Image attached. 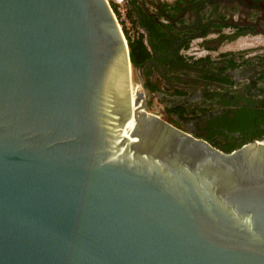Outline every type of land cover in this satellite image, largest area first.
<instances>
[{
	"label": "water",
	"instance_id": "obj_1",
	"mask_svg": "<svg viewBox=\"0 0 264 264\" xmlns=\"http://www.w3.org/2000/svg\"><path fill=\"white\" fill-rule=\"evenodd\" d=\"M147 101L108 0H0V264H264V136Z\"/></svg>",
	"mask_w": 264,
	"mask_h": 264
},
{
	"label": "flooded vegetation",
	"instance_id": "obj_2",
	"mask_svg": "<svg viewBox=\"0 0 264 264\" xmlns=\"http://www.w3.org/2000/svg\"><path fill=\"white\" fill-rule=\"evenodd\" d=\"M173 2L177 11L162 12L161 20L172 28L167 41L161 48H153V57L144 69L163 80L157 101H162L164 111L174 110L171 114L165 111L166 120L194 136L217 142L222 150L253 140L254 133L264 128V54L222 53L216 62L205 55L192 66L182 53L195 38L204 40L215 34L222 39L224 28L233 30L227 38L264 34V0ZM181 57L186 63L181 64ZM229 57L236 61L235 66H227Z\"/></svg>",
	"mask_w": 264,
	"mask_h": 264
},
{
	"label": "trees",
	"instance_id": "obj_3",
	"mask_svg": "<svg viewBox=\"0 0 264 264\" xmlns=\"http://www.w3.org/2000/svg\"><path fill=\"white\" fill-rule=\"evenodd\" d=\"M128 8L126 9V16L128 20L132 24V28L134 29L135 35L130 37L128 35V31L126 27L122 25V29L127 40L128 49H129V57L133 68L138 65L142 66V74L145 79V87L150 93H156L160 90V84L151 79V75L149 72L145 73V63L153 57L152 50L153 48L159 49L161 48V44L164 41H167V37L169 35V31L172 29L170 24L165 23L161 20V17L164 15L162 12L165 11H177L179 7L176 2H168L162 1L157 3L155 6V12L148 11L144 8V2L141 0H127ZM114 13L119 18V13L117 11V4L114 2H110ZM165 20V18H164ZM121 23V22H120ZM169 40V39H168ZM187 47V44L185 45ZM151 48V49H150ZM226 53L223 54V56ZM201 59H197L191 62V65H197V61ZM181 64L186 63L185 58L181 57ZM236 61L233 60V57H229L227 66H235ZM180 68H183L182 66ZM173 109L166 108L165 111L168 114H171ZM264 119V117H263ZM264 135V128L262 130H258L257 133H254L251 139H259V137ZM210 142V141H209ZM212 143V142H211ZM217 142H213L212 144L216 146ZM218 144V143H217ZM217 147V146H216ZM239 147V146H237ZM235 148H229L227 150L221 149L224 152H230Z\"/></svg>",
	"mask_w": 264,
	"mask_h": 264
},
{
	"label": "rangeland",
	"instance_id": "obj_4",
	"mask_svg": "<svg viewBox=\"0 0 264 264\" xmlns=\"http://www.w3.org/2000/svg\"><path fill=\"white\" fill-rule=\"evenodd\" d=\"M109 2H115V0H108ZM144 2V8L148 11L155 12V6L157 3H160L162 1H168L172 2L174 0H141ZM127 0H123L121 4H118L122 11H120L119 18L116 15V18L120 23L121 20H123L124 24L126 23V26L131 28L130 21L126 18L125 10L128 8ZM163 19V17H161ZM224 33L222 39H218L215 34L209 36V38H206L202 40L201 38H195L189 42L187 47H185L183 51V55L185 58L190 59V61H194L197 59H202L205 55H207L210 59H212V62L218 61L217 59L221 57L222 53H241L242 56L249 55L252 56L254 53H260L264 54V34L257 33V32H251V33H244L242 35H238L236 38L229 37L232 35V29L231 28H224ZM123 32V29H122ZM124 34V32H123ZM125 36V35H124ZM209 39L211 42H208ZM222 42L221 45H218L217 42ZM217 43V44H216ZM214 44L219 47H214ZM194 52L195 54H188ZM148 72L150 75H152L151 79L156 80L160 87L164 86L163 80L160 78H157L155 74H153L152 70L149 69ZM154 76V77H153ZM158 96L157 93H150L148 91V107L153 110L159 117L166 119L165 117V111L163 109V103L160 101L158 103L157 101ZM171 123V122H170ZM173 124V123H171ZM174 125V124H173Z\"/></svg>",
	"mask_w": 264,
	"mask_h": 264
},
{
	"label": "built area",
	"instance_id": "obj_5",
	"mask_svg": "<svg viewBox=\"0 0 264 264\" xmlns=\"http://www.w3.org/2000/svg\"><path fill=\"white\" fill-rule=\"evenodd\" d=\"M122 1H123V0H115V2H117V3H116V4H117V11H118L119 15H120V11H122V10H121V8L119 7L118 4H121ZM124 15L126 16V10H125V14H124ZM126 18H127V16H126ZM127 19H128V18H127ZM128 21H129V20H128ZM120 22H121V24H123V25L126 27V30L128 31V35H129L130 37H133V36L135 35V32H134V29L132 28V24H131V22H130V24H131V28L127 27V26H126V23L124 24L123 20H121ZM119 25H120V24H119ZM120 27H121V25H120Z\"/></svg>",
	"mask_w": 264,
	"mask_h": 264
},
{
	"label": "bare ground",
	"instance_id": "obj_6",
	"mask_svg": "<svg viewBox=\"0 0 264 264\" xmlns=\"http://www.w3.org/2000/svg\"><path fill=\"white\" fill-rule=\"evenodd\" d=\"M140 86V83L136 85V87H139Z\"/></svg>",
	"mask_w": 264,
	"mask_h": 264
},
{
	"label": "crops",
	"instance_id": "obj_7",
	"mask_svg": "<svg viewBox=\"0 0 264 264\" xmlns=\"http://www.w3.org/2000/svg\"><path fill=\"white\" fill-rule=\"evenodd\" d=\"M151 49V48H150Z\"/></svg>",
	"mask_w": 264,
	"mask_h": 264
}]
</instances>
